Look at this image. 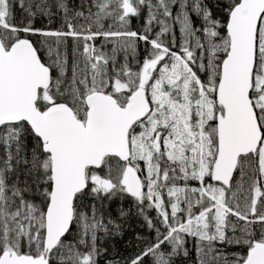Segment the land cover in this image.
I'll list each match as a JSON object with an SVG mask.
<instances>
[{
    "label": "snow or ice",
    "instance_id": "snow-or-ice-1",
    "mask_svg": "<svg viewBox=\"0 0 264 264\" xmlns=\"http://www.w3.org/2000/svg\"><path fill=\"white\" fill-rule=\"evenodd\" d=\"M0 264H264V0H0Z\"/></svg>",
    "mask_w": 264,
    "mask_h": 264
}]
</instances>
